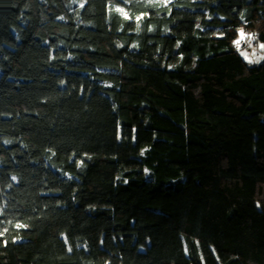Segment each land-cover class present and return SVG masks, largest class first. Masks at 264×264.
I'll return each mask as SVG.
<instances>
[{"label":"trees","instance_id":"1","mask_svg":"<svg viewBox=\"0 0 264 264\" xmlns=\"http://www.w3.org/2000/svg\"><path fill=\"white\" fill-rule=\"evenodd\" d=\"M241 29L264 0H0V264H264Z\"/></svg>","mask_w":264,"mask_h":264},{"label":"rangeland","instance_id":"2","mask_svg":"<svg viewBox=\"0 0 264 264\" xmlns=\"http://www.w3.org/2000/svg\"><path fill=\"white\" fill-rule=\"evenodd\" d=\"M164 4L168 2L161 1ZM237 48L242 58L251 66L261 65L264 62V44L256 43L253 36H248L241 29L239 30V38Z\"/></svg>","mask_w":264,"mask_h":264}]
</instances>
